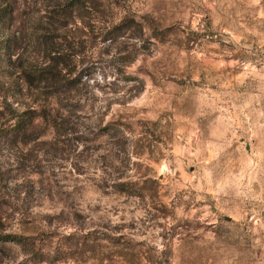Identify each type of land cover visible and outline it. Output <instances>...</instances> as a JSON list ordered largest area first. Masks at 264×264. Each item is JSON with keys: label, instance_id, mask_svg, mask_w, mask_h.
<instances>
[{"label": "rangeland", "instance_id": "1", "mask_svg": "<svg viewBox=\"0 0 264 264\" xmlns=\"http://www.w3.org/2000/svg\"><path fill=\"white\" fill-rule=\"evenodd\" d=\"M4 1L15 12L0 37L21 39L11 61H41L28 41L48 28L40 1ZM111 4L101 19L129 16L140 38L68 26L59 40L78 86L38 97L36 139L0 143V230L52 259L37 264H264V0ZM15 78L13 107L34 109ZM0 250L1 264H34Z\"/></svg>", "mask_w": 264, "mask_h": 264}, {"label": "trees", "instance_id": "2", "mask_svg": "<svg viewBox=\"0 0 264 264\" xmlns=\"http://www.w3.org/2000/svg\"><path fill=\"white\" fill-rule=\"evenodd\" d=\"M40 1L41 10H44L47 19L46 25H38L31 33L28 39L31 53L37 52L44 54L45 58L41 61L28 57L32 60L22 62V57L11 61L15 55L16 46L21 39L17 37L16 32L12 35L0 37V61H5L4 75L0 76V88L4 89L6 95L2 97L0 102V143L6 141L10 145H18L23 138L34 135L38 137V129L42 123H47L45 115L47 106L46 101L42 100L44 92L51 90L50 96L55 97L61 94H71L77 88L75 80L70 79L71 71L67 70L70 63L68 56L63 54L60 38L66 39L69 33L68 26L71 23L80 21L84 28H87L90 33L103 37V42L115 44L121 40H137L140 37L130 36L132 31L142 32L141 23L129 16L121 17L115 24H107L101 19L102 13L101 2L104 0H35ZM113 4V0H106ZM0 5V22L2 24L13 21L14 9L12 2L2 1ZM111 4V5H112ZM89 33V32H88ZM64 36H62V35ZM138 42H135V44ZM73 45V44H72ZM30 53V54H31ZM29 54V55H30ZM66 57V59L64 58ZM70 59V56H69ZM18 62V66L15 63ZM22 62V63H21ZM68 62V63H67ZM128 61L126 64H130ZM14 77L19 81L15 85L22 86L26 91L30 92L35 98H38L33 103L37 106L34 109L27 107L24 112L19 113L13 107L11 100L17 101V92L9 93ZM128 81L134 79L128 78ZM16 81V80H15ZM42 101V102H41ZM41 102V103H39ZM37 107V108H36ZM3 180V175L0 171V184ZM7 244L18 247L22 254L28 258L30 262L43 263L49 262L51 257L43 253L39 246L30 238L22 235L4 233L0 230V246ZM1 249L4 250L2 247ZM2 251L0 250V253ZM0 258V264L2 263Z\"/></svg>", "mask_w": 264, "mask_h": 264}]
</instances>
